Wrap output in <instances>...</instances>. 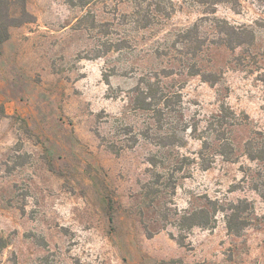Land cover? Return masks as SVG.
Segmentation results:
<instances>
[{
  "label": "rangeland",
  "instance_id": "obj_1",
  "mask_svg": "<svg viewBox=\"0 0 264 264\" xmlns=\"http://www.w3.org/2000/svg\"><path fill=\"white\" fill-rule=\"evenodd\" d=\"M26 8L0 44V264H264V0Z\"/></svg>",
  "mask_w": 264,
  "mask_h": 264
},
{
  "label": "trees",
  "instance_id": "obj_2",
  "mask_svg": "<svg viewBox=\"0 0 264 264\" xmlns=\"http://www.w3.org/2000/svg\"><path fill=\"white\" fill-rule=\"evenodd\" d=\"M27 0H0V44L6 42L10 38V28L22 25L23 23H28L31 21L32 16L29 14L26 8ZM13 10L19 12V15L15 16ZM264 150L259 152L257 155L251 156L253 159L264 160ZM240 206H237V212L245 211L244 208L242 211L239 210ZM236 210L235 208H232ZM238 214H233V216L239 217ZM235 218V217H234ZM190 227H207L210 224L209 212L205 210H200L199 213L189 216ZM200 219V220H196ZM231 218H229L228 229L233 231L231 224Z\"/></svg>",
  "mask_w": 264,
  "mask_h": 264
}]
</instances>
